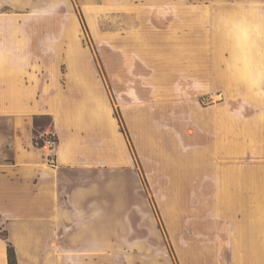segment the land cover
Segmentation results:
<instances>
[{"label":"rangeland","instance_id":"1","mask_svg":"<svg viewBox=\"0 0 264 264\" xmlns=\"http://www.w3.org/2000/svg\"><path fill=\"white\" fill-rule=\"evenodd\" d=\"M8 19L15 26L0 25V50L7 55L0 57V87L6 76L23 82L28 73L46 78L39 73L45 70L64 82L67 71L93 69L133 159V171L103 166L99 208L115 212L103 222L127 234L120 241L144 244L71 251V264L264 259V250L232 249L237 220L215 201V182L224 174L216 163L227 153L212 147L213 121L224 109L237 112L236 81L254 86L262 71L255 56L264 40V0H0V20ZM15 93L28 96L0 91ZM36 124L44 131L34 138L41 148L54 136L43 130L47 118ZM7 130L0 120V133ZM5 231L0 219L2 246L9 242Z\"/></svg>","mask_w":264,"mask_h":264},{"label":"crops","instance_id":"2","mask_svg":"<svg viewBox=\"0 0 264 264\" xmlns=\"http://www.w3.org/2000/svg\"><path fill=\"white\" fill-rule=\"evenodd\" d=\"M14 21L0 20V25L15 26ZM257 49L255 64L262 71L256 84L236 81L237 112L224 109L212 130L214 152L227 153L224 162L216 163L224 174L215 182V201L229 207L224 212L229 220H237L233 232L237 243H232V249L242 252L264 250L260 241L264 229V40ZM2 53L0 57L7 56ZM39 73L46 78L28 73L21 82L6 76L5 86L0 87V91L28 92V96L0 95V120L8 127L0 133V219L17 263L71 264V251L96 253L116 251L120 245L130 249L143 245L142 240L129 237L120 241L119 236L127 234L103 222L116 217L115 212L99 208L103 166L134 170L126 139L107 108L104 84L89 67L67 71L64 82L48 78L45 70ZM75 76L83 81H75ZM252 88L253 97L248 94ZM41 118L49 120L43 130L48 128L56 138L54 168L45 164L46 153L34 144V138L44 135L36 124ZM0 264H7L6 246L1 244ZM230 264H264V259L240 257Z\"/></svg>","mask_w":264,"mask_h":264},{"label":"built area","instance_id":"3","mask_svg":"<svg viewBox=\"0 0 264 264\" xmlns=\"http://www.w3.org/2000/svg\"><path fill=\"white\" fill-rule=\"evenodd\" d=\"M56 146V140L52 136H48L43 139L42 149H46V154L44 156L45 164L51 168H54L56 162L53 154L54 148Z\"/></svg>","mask_w":264,"mask_h":264},{"label":"trees","instance_id":"4","mask_svg":"<svg viewBox=\"0 0 264 264\" xmlns=\"http://www.w3.org/2000/svg\"><path fill=\"white\" fill-rule=\"evenodd\" d=\"M36 143L37 142H34V144H36ZM1 236L5 240H7V238H8V235H7L6 231H5V234H3ZM6 263L7 264H18L14 247H13V245L10 242H7V245H6Z\"/></svg>","mask_w":264,"mask_h":264}]
</instances>
